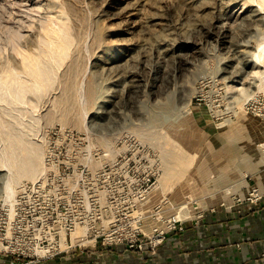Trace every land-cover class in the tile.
Masks as SVG:
<instances>
[{"label":"rangeland","instance_id":"1","mask_svg":"<svg viewBox=\"0 0 264 264\" xmlns=\"http://www.w3.org/2000/svg\"><path fill=\"white\" fill-rule=\"evenodd\" d=\"M263 41L264 0H0V204L9 172L35 165L17 191L66 170L76 198H99L100 171L133 144L152 167L145 214L193 218L207 194L254 186L264 119L247 108L264 93Z\"/></svg>","mask_w":264,"mask_h":264},{"label":"built area","instance_id":"2","mask_svg":"<svg viewBox=\"0 0 264 264\" xmlns=\"http://www.w3.org/2000/svg\"><path fill=\"white\" fill-rule=\"evenodd\" d=\"M247 110L264 119V93L249 101ZM134 148L133 144V158L118 156L100 171L99 198H76L75 185L80 188L81 183H73V174L66 170L56 174L47 171L36 181L23 183L12 203L0 204V254L10 257L12 264H41L75 250L96 248L123 247L155 254L170 233L184 232L185 219L178 214L164 218L155 213L157 208L148 214L141 212L153 189V174L150 161L145 160L146 172L145 165L134 160ZM53 161L48 159L51 165L57 163ZM129 162L133 163L130 167ZM140 168L143 178L129 179L127 185L120 179L108 182L114 171L139 176ZM260 198L252 195L248 200ZM147 217L162 224L146 233L143 225Z\"/></svg>","mask_w":264,"mask_h":264},{"label":"crops","instance_id":"3","mask_svg":"<svg viewBox=\"0 0 264 264\" xmlns=\"http://www.w3.org/2000/svg\"><path fill=\"white\" fill-rule=\"evenodd\" d=\"M257 162L258 167L250 168L256 178L255 185L248 187L243 182L240 189L233 188V195L244 198L240 203L227 194L213 206H203L193 218L185 216V231L170 233L155 254L123 247L96 248L61 255L41 264H264V152L261 149L258 155H250L249 163ZM218 192L207 195L218 196ZM252 195L261 198L248 200ZM173 213L169 210L164 214L169 217ZM0 264H12V259L0 254Z\"/></svg>","mask_w":264,"mask_h":264},{"label":"bare ground","instance_id":"4","mask_svg":"<svg viewBox=\"0 0 264 264\" xmlns=\"http://www.w3.org/2000/svg\"><path fill=\"white\" fill-rule=\"evenodd\" d=\"M261 8L262 7H260V9ZM252 61H255V64H257V65L262 66L261 64L264 61V41L258 46L257 51L253 53V60ZM35 63L37 64V59L36 58H34L29 65L25 64L27 70L28 71L30 70V72H32V71L35 72V69L33 67L35 65ZM263 74H264L263 72H262V74L260 73L261 83L258 85L259 91L261 90L262 82L264 81V75ZM15 79H14V81H15ZM0 82L4 86H8V83H9L7 80H5L3 78H0ZM14 84L18 85L19 87L23 86V83H22L21 79H16V82ZM3 167L6 170L10 169V167L7 164H3ZM20 171L21 172L19 173L18 176H14V175H12L11 172H9V176L6 178L5 181L2 182L3 183L2 188H3L7 198L10 200V202H13V200H14L15 194L17 192L16 184L18 183V181L21 180L23 177L29 178V179L35 178L38 175L39 167L36 166V165L35 166H31V167L28 166V167L23 168ZM210 186H212V185H210ZM227 193L228 194L230 193V188L227 189L226 193L219 194L218 196L211 197V199H209L206 203H204V204L202 203L203 205L200 204L199 208L201 209L203 206H213L214 204H216L218 202V200H220V199L222 200V199L226 198ZM199 208L196 207L194 209V212L197 213Z\"/></svg>","mask_w":264,"mask_h":264}]
</instances>
